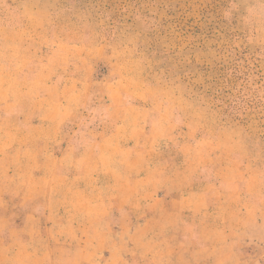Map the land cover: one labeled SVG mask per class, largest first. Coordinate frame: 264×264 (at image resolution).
Returning a JSON list of instances; mask_svg holds the SVG:
<instances>
[{
  "label": "crops",
  "instance_id": "1",
  "mask_svg": "<svg viewBox=\"0 0 264 264\" xmlns=\"http://www.w3.org/2000/svg\"><path fill=\"white\" fill-rule=\"evenodd\" d=\"M6 3L0 6V264H129L121 256L129 251L138 257L134 264H264V168L227 154L242 145L236 135L226 143V130L197 123L205 108L189 107L185 96L162 99L184 104L174 112L191 127L181 129L177 164L153 159L164 146L157 139H171L174 131L160 121L170 118L162 110L147 130V100L135 91L144 67L140 47L132 48L147 32L145 22L128 17L138 29L122 27L131 40L113 33L98 42L79 39L80 22L59 13L37 27L36 38L23 31L33 20L30 2L18 8L21 31ZM17 34L36 49L9 46ZM198 45L195 61H211L212 49ZM100 63L112 76L102 86L107 118L120 111L116 147L99 132L80 150L68 128L82 117ZM119 158L121 165L113 164ZM110 182L123 187L108 194Z\"/></svg>",
  "mask_w": 264,
  "mask_h": 264
},
{
  "label": "rangeland",
  "instance_id": "2",
  "mask_svg": "<svg viewBox=\"0 0 264 264\" xmlns=\"http://www.w3.org/2000/svg\"><path fill=\"white\" fill-rule=\"evenodd\" d=\"M5 1L0 0V6ZM26 1L30 2L27 12L33 15V20L23 31L32 37L37 36V27L48 17L59 13L69 14L80 22L79 39L89 35L98 42H104L113 33L118 39L131 40L132 35L130 39L122 27L138 29L128 17L145 22L147 32L134 40L140 47L137 57L144 67L142 86L135 91L140 92V99L147 100L144 103L150 113L147 130L156 121V111L162 110L171 120L160 121L165 128L174 131L171 139H157V147L163 144L169 150L161 153V149H166L162 146L160 153L153 155L154 160L166 159V162H174V166L181 159V129L190 126V120H181L176 116L177 110L174 112L175 107L184 104L160 100L185 96L189 107L205 108L204 116L198 118L197 123L212 122L226 130L222 136L226 143L232 135L242 143L241 147L227 152L231 158L264 168V0H7L6 4L11 5L7 17L17 31L23 26L18 8ZM1 11L5 14L3 8ZM56 24L64 23L56 21ZM114 25L118 29L120 26L118 32ZM24 37L14 35L9 46L20 48L21 43H29V47L36 49L37 45ZM198 43L207 51L212 49L208 55L211 61H195ZM138 46L132 50L137 51ZM94 74L82 117L68 128L75 129L74 138L81 145L80 150L95 137L100 138L99 132L108 137L109 147H116L114 130L120 111L113 109L114 119L107 118L108 102L102 87L112 76L107 75L106 65L102 63L96 65ZM118 135L120 137L121 133ZM147 139L148 133L144 135V141ZM109 156L106 154L105 160H110ZM121 161L120 158L113 160V164ZM110 162L112 160L104 164ZM122 187V183L110 182L108 194H116ZM127 233L120 232V236L128 239ZM175 252L180 253L181 248H176ZM121 256L129 264L138 260L132 251L122 252Z\"/></svg>",
  "mask_w": 264,
  "mask_h": 264
}]
</instances>
